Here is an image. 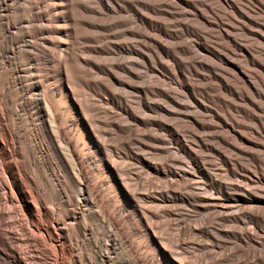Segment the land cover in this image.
Masks as SVG:
<instances>
[{"label":"bare ground","instance_id":"6f19581e","mask_svg":"<svg viewBox=\"0 0 264 264\" xmlns=\"http://www.w3.org/2000/svg\"><path fill=\"white\" fill-rule=\"evenodd\" d=\"M145 1L0 0V202L8 205V207L5 205L4 208L6 213L0 212V228L7 227L11 221L7 215L12 216L15 221L23 219L22 222L25 223L24 226L20 223L22 226L18 230L21 232V236L25 237L24 240L19 237L20 235H17L18 233H13V230L12 233L9 230L6 233L7 231L4 232L0 229V264H8L7 261H9L8 255L4 251L9 253V258L15 264H46L45 260L50 256L54 257L55 264H180L179 259V263H176L177 261L163 263L155 253L162 249L158 243H151L152 246L143 247L151 250L148 257L144 258L140 253L138 244L132 238L137 233L141 234L139 225L133 220L135 216L146 227V220L140 213L142 206L140 204L131 206V187L122 184L118 178L117 170L109 162V157L107 158L94 134L96 132L94 124L92 125L93 120L103 127L116 128L114 124L116 120L113 122L112 117L121 114L130 121L140 123V120L134 117L123 104L126 98L129 99L127 96H135L141 110L149 111L152 107L169 118L179 116L180 110L186 108L187 104L185 103L184 106L182 101H179L181 98L178 100L175 99V96L169 98L158 94L166 100V105L164 103L163 107L160 103L156 104L158 102L155 100L156 103L151 106L148 104L150 101L148 102L145 98L148 94L145 86L159 77L158 69L162 71L160 56L169 53L167 45L163 46L164 44L160 43L161 40L159 42L151 41L154 50H148L147 55L141 51L142 47L131 42L133 39L141 37L140 30L136 25L139 24V20L143 21L144 19L140 10L150 7ZM156 3H158V8H162V11L163 9L171 10L178 3L183 4L181 0H157ZM133 6L138 9H134ZM130 12L134 16L136 28L129 25L132 20V18L129 19ZM180 25L178 26L181 27ZM150 27L159 34L162 31V26L158 22L151 23ZM262 30L264 31V26ZM182 45L183 43L180 46ZM136 47H140L141 50ZM111 49L120 50L121 56L115 55ZM194 54L191 56L192 60L193 57H197L196 53ZM200 59L198 64L210 67L202 57ZM131 79L138 81L136 85L139 86L131 85V82H128ZM219 80L223 87H228L226 78H219ZM114 87L116 89H113ZM74 88L81 95L87 97L85 100L88 102L89 108L94 111L92 120L81 108V102L75 97ZM173 89L169 91H174ZM188 92L185 98L192 100ZM64 93L71 97L69 108L77 110V114L71 118L66 116L68 108L60 107L57 102L58 100L64 102L61 97ZM161 102L163 103V101ZM195 104L197 105V103ZM197 107L199 106L197 105ZM253 109L258 110L255 105ZM111 111L117 113L113 114ZM182 113L184 114L183 111ZM140 118L142 119V116ZM189 119L198 126L194 118L190 117ZM121 123L123 122L119 120V124ZM126 126L117 128L119 131L123 130L117 137L114 146L126 150L125 158L130 162L135 158L141 163L140 168H132L134 171L132 173L138 179H142L137 187L139 194L140 191H146L139 195L142 204L143 202L150 204V210L157 208V212H155L158 213L159 209L161 211L165 209V206L158 205L157 199L164 203L175 198L176 190L172 189L173 183L180 185V189L192 190L194 189L193 185L197 186L193 183L194 178L189 177L184 171L186 165L172 159L171 153L169 154L170 149L165 144L147 136V132L137 131L139 128L133 131L129 126L130 129ZM86 131L90 132L93 141H88ZM132 138L144 141L145 145H141L140 148L147 151L146 155L155 157L156 162L146 161L149 158L145 160L143 153V156L133 154L130 151L132 149L129 148ZM39 139L43 140L44 144H41ZM175 140L182 143V137L175 135ZM86 145L88 146L86 147ZM255 147L260 150L258 153L261 152L262 148L259 145ZM131 148L133 147L131 146ZM191 152V150H187L185 154L191 163H196L194 173L200 174L206 180L208 183L206 188L212 192L211 196L218 195L222 189L226 188V185L222 184V181L216 180L214 174L211 176L200 170L203 165L197 163L196 157ZM218 159L226 172L228 159L223 155ZM167 162L174 167L175 171H168L169 167H165ZM215 168V172L220 171V168ZM96 171L104 177L107 189L103 190L95 185H90L89 175H93ZM240 172L241 174L237 175L227 171L226 175L240 179L237 183L238 187L234 188L236 191L244 192L247 190L246 187L248 188L244 182H249L248 177H252L253 172L251 171V174L245 169H241ZM151 175H154L153 177H156L158 182H162L161 185L156 184L158 182H154L153 178H150ZM110 186H114L118 193L108 191ZM202 189L200 190L202 191ZM150 190H156L158 193L148 192ZM198 195L200 196V194ZM206 198L204 201L209 203L215 200V198ZM115 202H117L116 205ZM49 205L53 206L54 210L47 209ZM221 206L228 211H234L226 213L213 210L212 213L223 222L228 220V222L240 226V229L238 227L237 230L238 232L241 230V232L236 237L234 236L235 240H240V237L245 234L242 231L247 225H257L259 222L251 215L250 212H253L255 208L250 206L247 200H241L240 203L227 200L221 203ZM203 207L200 212L208 210L210 206ZM167 210L169 209L167 208ZM198 216L199 214L196 213L194 217H190L189 224H182L180 230L178 229V234L176 232L175 235L178 238L179 236L211 238L212 252L209 251L211 255L207 256L205 253L207 257L205 255V258L202 259L197 257L199 260L195 258L193 262L197 259L201 264H212L214 254L220 249L217 242L219 240L215 238L216 241L213 239V235L212 238L211 235L209 236V232V234L206 233L202 230L203 228L194 224ZM205 216L210 218L206 213ZM86 217L91 221L89 224L85 223ZM204 221L207 222V220ZM154 224L156 225L155 221ZM9 227L11 228V226ZM150 228L152 227L150 226ZM28 229L42 231L50 242V249L44 250L37 237L35 239L28 235ZM255 233L253 234L255 235ZM155 235L159 236L158 233ZM38 237L40 236L38 235ZM184 241L182 240V243ZM22 243L25 244V249H28L26 254H24L25 249L22 252L24 247L20 248ZM177 244L175 245L178 246ZM216 257L221 256L217 255ZM223 258L227 259V257ZM254 258L255 264H264V256L260 253ZM199 262L197 264H200Z\"/></svg>","mask_w":264,"mask_h":264},{"label":"rangeland","instance_id":"374dc122","mask_svg":"<svg viewBox=\"0 0 264 264\" xmlns=\"http://www.w3.org/2000/svg\"><path fill=\"white\" fill-rule=\"evenodd\" d=\"M156 1L157 0L145 1L150 6V9L148 8L140 10L141 14L143 13L142 15L144 19L143 21L139 20V24L136 25L140 30L141 37L140 39H133L131 41L142 47L144 50H141L140 47L136 48L141 50L143 53L145 52V55L148 54L146 53L148 50H154V47L151 43V41L154 40H157L158 42L161 40L160 43L164 44L163 46L166 44L169 50L168 55L160 56L162 71L158 69L159 77H157L156 80H152L151 84L148 86H145L148 91V94L145 96V98L148 100V102L150 101L148 103L149 105L152 106L158 102L156 104L159 105L160 103V105L163 107L164 103V105H166V100H164L158 94H163L165 97L169 98H173L175 96V99L179 100L181 98L179 101H182L181 103L184 106L185 103L187 104L186 108L180 110L179 116L169 118L152 107H150L149 111L141 110L137 104L138 99L135 96H127L129 99L126 98L127 101L125 99L123 104L134 117L140 120V123H135L126 119L125 115L123 114H121L122 116L120 115L121 118L120 116L115 115L112 117V121L114 122L116 120L114 122L116 128H113L111 126L103 127L100 123L92 120L94 111L89 108L88 102L86 101L87 97L83 94L81 95L78 90L76 91V88H74L75 97L79 102H81V108L85 114L92 120V125L94 124L93 127L96 131L94 134L98 138L107 158L109 157V162L117 170L116 174L118 178L122 181V184L131 187V206H134L135 204H140V206H142L140 213L146 220V227H144L142 222L137 220V217L135 216L133 220L137 223V225H139V231L142 235L137 233V236L135 235L132 239L136 244H138L140 253L142 256H144V258L150 255L151 250L147 248L146 250L143 247H146L147 245L152 246L151 243H158L161 245L162 249L155 253L158 255V257H160L163 263H167V261H177L176 263L180 262V264H197L200 258L202 259L207 257L209 254L211 255V238L202 236H181L182 238L179 236L178 238V236L175 235L176 232V234H178V229L180 230L181 228L180 226H182V224H189L190 217H194L197 213L199 216L196 217L197 221L194 224H197L201 229L203 228L202 230H204L206 233L209 232V236L211 235L212 237L213 235V239L216 238L219 240L217 241L215 239L218 242V247L220 245V249L216 251L217 253H215L214 256L212 255L215 261H213L212 264H255V255L257 256V254L260 253L264 256V235H262L264 232V160H262L264 159V31L262 30V27L264 26V1L181 0L183 4L178 3L175 8L173 7L171 10L163 9L164 12L162 11L161 7L158 8L159 6ZM154 3L156 4L154 5ZM133 7L136 10L138 9L136 6ZM129 14V19L131 20L132 18L129 25L136 28L134 25L136 23L133 20L134 16L131 12ZM173 18L176 19L174 20ZM153 22H158L161 24L162 31L160 34L155 29L150 27L151 23ZM141 30L143 34L141 33ZM136 40L139 42H136ZM182 43L186 49L183 45V47L180 46ZM151 48L153 49L151 50ZM112 51L118 57L122 54L120 50L113 49ZM192 53H196L197 56L196 58L193 57V60L191 56H194L195 54L193 55ZM199 57H202V59L206 61L210 67H204L198 64V62L201 61ZM196 59L200 60L197 61ZM219 78H226L228 87H223ZM168 81L170 82L168 83ZM128 82H131V85L133 86H139L136 85L138 81L133 79L129 80ZM115 87L118 88V86ZM115 87L113 89H116ZM172 89L175 92L169 91ZM246 89L250 90L251 92ZM187 91H189L188 95L192 98V100L185 98L187 97ZM61 97L62 100L64 99V102H61L60 100L57 102L59 103L60 107L68 108L66 116L68 118L75 116L77 114V110L69 108L71 97H69V95L66 93H64V95ZM161 101H163V103ZM195 103H197L199 107H197ZM254 105L258 108L257 111L253 109ZM131 108H133L134 111L131 110ZM114 113L117 112H113V114ZM141 116L142 119L140 118ZM190 117L195 119L198 126L192 123L191 119H189ZM119 120L124 124H119ZM126 125H128L131 129ZM124 126L133 131L139 128L137 131L140 130L141 132H147V136L160 140L162 144H165V146L170 149V157H172V159L174 158L178 161H181L186 165L187 169L185 168L184 171L189 177L194 178L193 183L197 184V186L193 185L192 188L194 189L188 190L180 189V185L178 186L177 183H173L172 189L173 191L176 190V196L175 198L171 197L172 199H169L164 203L161 202L160 199H157L159 201L158 205H164L166 209L160 211L158 208V213H156L157 208L156 210H153V208L150 210V204L144 202L142 204V199H140L139 195L144 194L146 191H140L139 194L137 187L138 183H140V180L142 179H138L135 174L132 173L134 172L132 168H140L141 163L135 158H133V160L130 162V160L125 158L127 154L126 150L118 146H114L116 145L117 137L121 135V131L123 130L122 129L119 131L117 128H123ZM85 133L88 141H93L90 132L86 131ZM175 135L182 137V143L175 140ZM135 139L136 138H132L130 141L131 145L129 148L133 151L130 149L129 150L133 154H139L137 156H140L143 153L144 156H142L145 160L146 158H149L146 161L150 160V162H156L155 157L146 155L147 151L142 147L140 148L141 145H145V142L143 141V143L138 139ZM39 140L41 144H44L43 140ZM110 142L112 143L110 144ZM258 145L260 148H262L261 152H259L260 154L258 153L260 150L255 147ZM87 146L88 145H86V147ZM131 146L133 148H131ZM187 150H191V153L196 157L197 163L203 165L202 169L200 170L205 171L211 176L215 175L214 178L216 180H220V182L222 181V184L226 185V188L222 189L218 195L211 196L212 192L209 190V188H206L208 186L206 180L200 174L194 173V166L196 163H191L188 160L185 154ZM116 151H118V155L116 154ZM222 155L224 158L228 159V166L226 168L227 171L234 172L237 175L241 174V169L248 170L251 174L253 172L252 177H248L251 181L249 180V182H244L248 185V188L246 187V191L240 192L235 190L234 187H238L237 183L240 181V179L226 175L227 171L225 172V168L221 166L220 160L218 159ZM169 164L170 163L167 162V165L165 166L167 168L169 167L168 171H175L174 167L170 164L172 166L171 167ZM127 166L129 169L126 168ZM214 166L220 168L221 172H215L214 170H216V168ZM153 176L151 175V177H149L151 179L153 178L154 182H158V179ZM143 177L146 178L144 175ZM89 183L90 185H95L103 190L107 189L104 184V177L101 176L100 173H97V171L93 173V175H89ZM161 183L162 182H158L156 184L161 185ZM195 187L199 190H197ZM204 188L206 189L204 190ZM200 189H202V191ZM108 191L118 193L114 186H110ZM148 192L156 193L157 191L150 190ZM194 192L197 193L195 194ZM198 194H200V196ZM205 198H215V200H212V202L209 203L204 201ZM227 200L235 203H240L241 200H247L249 201V205L255 208V210L250 213L259 222L257 225H247L245 229L242 228V232L245 234L240 237V240H235L236 235L241 232V230H239V232L237 230L238 227L240 229V226L235 223L233 224V222H228V220L227 222L224 221V223L212 213L213 210L225 211L226 213L229 211H234H228L221 206V203H224ZM3 204L4 203L0 202V212L2 214L5 212L4 208L6 205ZM116 204L117 202H115V205ZM210 204H213L214 206H211ZM207 205L210 206L209 209L200 212V210L204 208L203 206L207 207ZM6 206L8 207V205ZM166 206H168L167 208L169 210H167ZM48 207L49 208L47 209L54 210L53 206L49 205ZM206 211H211L210 213H212V215H209L210 213ZM154 212L155 214H153ZM205 213L207 214V217L209 216L210 218L212 217L214 219L211 218V220L210 218H206ZM239 214H241V212H239ZM7 216L11 221H8L9 223L7 222V227L4 226L0 229L4 232L7 231L6 233H8V230L10 233H12L13 230V233H18L17 235H20L19 237L22 239L25 238L24 236H21V232L18 231L19 227L25 224L22 222L24 220L20 219L21 221H15L12 216ZM175 217L176 219L180 220H176ZM150 219L152 220V223L150 222ZM204 220H207V222ZM154 221L156 225L154 224ZM90 222V219L86 217L85 223L89 224ZM8 225L11 226V228ZM150 226L152 228H150ZM164 227L165 229L163 230ZM156 233H158V237L161 238H158L155 235ZM253 233H255V235ZM28 235H31L30 237L32 238L35 237V239L37 237V240L41 242L44 250L48 251L50 249V242L47 240V238H45L46 236L42 231H32V229H28ZM38 235L40 237H38ZM172 236L177 237L175 238L177 242L174 241L175 239ZM182 240L185 241L182 243ZM166 241L169 242L166 243ZM171 242L173 244L174 242H176L175 244L178 243V246L175 244L172 246L173 244ZM168 243L171 246L170 249ZM22 247H24L22 249V252H24V243H22L20 246V248ZM4 252L6 255H8V264H15L9 258V253L7 254L6 251ZM27 252L28 249H25L24 254ZM201 255L202 257H200ZM217 255L221 257H216ZM215 257L216 259H219L216 260ZM223 257H227V259ZM195 258L198 260H194V262L196 261L194 263L193 259ZM45 261L47 262L46 264H55V259L54 257L52 258V256H50V258L48 257Z\"/></svg>","mask_w":264,"mask_h":264}]
</instances>
